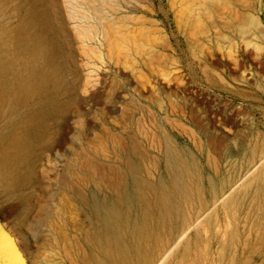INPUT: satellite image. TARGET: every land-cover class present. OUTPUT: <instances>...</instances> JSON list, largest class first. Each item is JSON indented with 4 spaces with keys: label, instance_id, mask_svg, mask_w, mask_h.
<instances>
[{
    "label": "rangeland",
    "instance_id": "rangeland-1",
    "mask_svg": "<svg viewBox=\"0 0 264 264\" xmlns=\"http://www.w3.org/2000/svg\"><path fill=\"white\" fill-rule=\"evenodd\" d=\"M29 16L53 75L0 73V150L53 106L0 177L26 264H264V0H0V62Z\"/></svg>",
    "mask_w": 264,
    "mask_h": 264
},
{
    "label": "bare ground",
    "instance_id": "bare-ground-1",
    "mask_svg": "<svg viewBox=\"0 0 264 264\" xmlns=\"http://www.w3.org/2000/svg\"><path fill=\"white\" fill-rule=\"evenodd\" d=\"M203 5L201 4V6ZM53 10L55 11V9ZM35 21H37V17L29 16L26 20H23L22 25L18 29H16L12 34V36L15 39V48L19 51V53L24 54L23 57H25L28 54L29 56H31V58L29 60H26V58H19L17 62H14L13 57L8 56V58L5 61L0 62V73H4L8 71H13L14 73H16V70L18 67H21V66L23 67L24 72L22 74H24L25 76L24 77L25 85H24V88H22V92L29 90L34 84H37V81H35V79L38 76H41L44 79L47 76L53 75V70L51 69V66L50 65L48 66L40 65L39 63H37V59L39 55L49 56L50 53H52L49 50L50 47L48 43L54 33H53V30L50 29L45 37L40 38L37 41L27 39L25 36V32L30 26V24H34ZM9 91H11V87L8 86L7 83L4 82V79H1L0 80V100H2L8 94ZM52 107L53 106L51 104H46L45 106L41 107L42 109L40 108L34 111L32 114V119L27 126V129L23 133H20L19 135L10 139L7 143L3 144V147L0 150V177L1 178H4L8 182H13V181L21 182V181H25L26 179H28L26 175L25 176L20 175L18 171L13 168V166L19 164L27 156V153L29 152L30 143L28 142V132L31 131L32 128L37 126L36 125L37 123H41L42 117L45 114L52 112ZM92 169L90 168V170ZM260 169H261L260 174L256 176L255 179H253L249 183V185L252 186L256 184L260 186L262 184L264 180V165ZM229 195L230 193L225 196V199H227ZM188 214H191V213L188 212Z\"/></svg>",
    "mask_w": 264,
    "mask_h": 264
},
{
    "label": "water",
    "instance_id": "water-1",
    "mask_svg": "<svg viewBox=\"0 0 264 264\" xmlns=\"http://www.w3.org/2000/svg\"><path fill=\"white\" fill-rule=\"evenodd\" d=\"M0 264H26L14 238L0 231Z\"/></svg>",
    "mask_w": 264,
    "mask_h": 264
}]
</instances>
